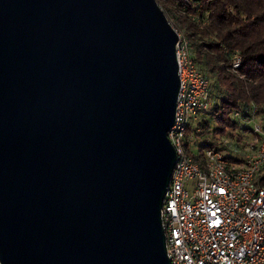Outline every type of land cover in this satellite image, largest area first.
Segmentation results:
<instances>
[{
	"label": "water",
	"instance_id": "1",
	"mask_svg": "<svg viewBox=\"0 0 264 264\" xmlns=\"http://www.w3.org/2000/svg\"><path fill=\"white\" fill-rule=\"evenodd\" d=\"M179 37L157 0H0V264H172Z\"/></svg>",
	"mask_w": 264,
	"mask_h": 264
},
{
	"label": "built area",
	"instance_id": "2",
	"mask_svg": "<svg viewBox=\"0 0 264 264\" xmlns=\"http://www.w3.org/2000/svg\"><path fill=\"white\" fill-rule=\"evenodd\" d=\"M179 34L181 88L168 132L178 158L162 208L168 255L172 264H264V118L253 105L248 120L259 136L243 161L214 146L205 150L204 163L195 160L184 146L186 131L212 104L210 79ZM235 55L239 66L241 56Z\"/></svg>",
	"mask_w": 264,
	"mask_h": 264
},
{
	"label": "trees",
	"instance_id": "3",
	"mask_svg": "<svg viewBox=\"0 0 264 264\" xmlns=\"http://www.w3.org/2000/svg\"><path fill=\"white\" fill-rule=\"evenodd\" d=\"M209 79L211 106L194 118L184 146L205 162L208 147L247 148L259 136L249 122L253 105L264 118V0H157ZM241 56L239 67L234 55ZM243 113L242 117L235 115ZM225 141H228L225 144ZM226 154L241 162L243 154ZM264 184V174L260 177Z\"/></svg>",
	"mask_w": 264,
	"mask_h": 264
},
{
	"label": "rangeland",
	"instance_id": "4",
	"mask_svg": "<svg viewBox=\"0 0 264 264\" xmlns=\"http://www.w3.org/2000/svg\"><path fill=\"white\" fill-rule=\"evenodd\" d=\"M235 57L236 55H234V66H235ZM241 64V63H240ZM240 66V65H239ZM239 66H235V67H239ZM247 122H249V125H251L252 127L254 126V122L253 121H249V120H246ZM228 141H225V144L227 143ZM229 143V142H228ZM226 144V148L223 149L224 153L225 154H230L229 152H233V155H234V152L238 153V154H245L247 151V148H241V146H238L237 144H235L234 142L233 143H230V144Z\"/></svg>",
	"mask_w": 264,
	"mask_h": 264
}]
</instances>
